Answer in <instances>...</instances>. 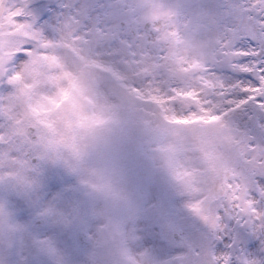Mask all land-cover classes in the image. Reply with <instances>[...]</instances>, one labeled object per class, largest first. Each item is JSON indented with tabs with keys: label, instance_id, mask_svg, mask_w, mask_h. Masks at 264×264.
<instances>
[{
	"label": "snow or ice",
	"instance_id": "6c2138e0",
	"mask_svg": "<svg viewBox=\"0 0 264 264\" xmlns=\"http://www.w3.org/2000/svg\"><path fill=\"white\" fill-rule=\"evenodd\" d=\"M0 264H264V0H0Z\"/></svg>",
	"mask_w": 264,
	"mask_h": 264
},
{
	"label": "rangeland",
	"instance_id": "374dc122",
	"mask_svg": "<svg viewBox=\"0 0 264 264\" xmlns=\"http://www.w3.org/2000/svg\"><path fill=\"white\" fill-rule=\"evenodd\" d=\"M133 2H134V3H137L136 5L138 6V3H147V4H149V3H152L153 0H133ZM138 14L142 16V14H141V10H140V7H138ZM171 31L174 32V33L177 32V30H176L175 28L171 29ZM175 38H176L177 40H181V41H183V40L187 39L188 36H187L186 33L180 32L179 34L176 35ZM181 55L183 56L184 53L182 52ZM188 55L190 56V55H192V54H191V53H188Z\"/></svg>",
	"mask_w": 264,
	"mask_h": 264
},
{
	"label": "bare ground",
	"instance_id": "6f19581e",
	"mask_svg": "<svg viewBox=\"0 0 264 264\" xmlns=\"http://www.w3.org/2000/svg\"><path fill=\"white\" fill-rule=\"evenodd\" d=\"M135 4H137V3H135ZM141 5H147V3H138V6H141ZM140 10H141V14L142 15H144L145 13H146V9H144V8H140Z\"/></svg>",
	"mask_w": 264,
	"mask_h": 264
}]
</instances>
